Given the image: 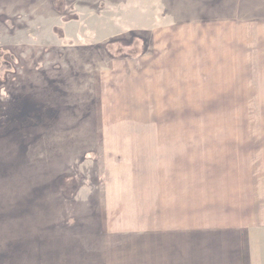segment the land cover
Wrapping results in <instances>:
<instances>
[{
    "label": "rangeland",
    "instance_id": "1",
    "mask_svg": "<svg viewBox=\"0 0 264 264\" xmlns=\"http://www.w3.org/2000/svg\"><path fill=\"white\" fill-rule=\"evenodd\" d=\"M260 26L264 0H0V264H165V237L131 231L107 192L166 165L169 138L201 148L175 160L199 170V216L172 261L264 264V197L257 225L240 218L223 97Z\"/></svg>",
    "mask_w": 264,
    "mask_h": 264
},
{
    "label": "crops",
    "instance_id": "2",
    "mask_svg": "<svg viewBox=\"0 0 264 264\" xmlns=\"http://www.w3.org/2000/svg\"><path fill=\"white\" fill-rule=\"evenodd\" d=\"M260 27H256V35L250 41L249 48L252 51L249 60L240 64L237 94H223L230 103L233 98L237 101L235 105L229 104L230 112H238L240 131L238 142L233 143L237 148L233 147L231 150L237 151L239 157L237 185L239 215L242 219L243 216L245 218L248 216L249 225L258 224V211L263 202L260 194L262 198L264 197V26ZM169 139V142L164 144L165 147L160 149V154L174 158L168 159L166 165H159L158 169L143 176L145 179H130V175L125 176L129 179L125 181L124 176L117 174L112 177L107 196L110 198L111 213L118 212L117 218L126 225L133 226L130 230L134 233L145 232L147 225L155 226L151 230L152 233L156 236L163 235L167 241L164 249L161 247L164 250L162 255L168 258L165 264H180L175 260L173 262L171 258L190 257L192 250L186 247L174 248V242L178 235L186 234L181 237L182 241L188 244L192 239L191 235L198 232L197 194L200 174L199 170L175 168L177 163H183L182 160H175L184 159L188 154L198 155L201 148L198 138H195L194 143H189L190 147H184L185 142H182V138H178L179 142H175L176 140L170 142L171 138ZM206 151L209 155L216 153L212 147ZM124 211L133 215V222L120 219ZM145 240L149 241L147 249L157 248L154 238L145 237Z\"/></svg>",
    "mask_w": 264,
    "mask_h": 264
}]
</instances>
